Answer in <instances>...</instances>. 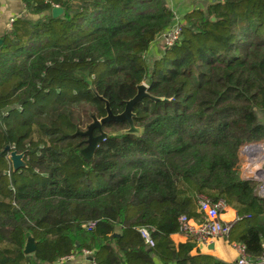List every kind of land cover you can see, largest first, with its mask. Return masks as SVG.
<instances>
[{"label": "trees", "instance_id": "1", "mask_svg": "<svg viewBox=\"0 0 264 264\" xmlns=\"http://www.w3.org/2000/svg\"><path fill=\"white\" fill-rule=\"evenodd\" d=\"M21 2L0 35V264L84 252L92 264H229L171 239L181 215L203 220L200 196L244 217L230 241L258 255L264 199L241 179L239 150L264 138V0H201L178 22L166 0ZM175 25L178 39L150 61ZM140 83L163 98L134 104L140 134L120 133L126 121L94 127L106 136L84 159L81 133L105 101L121 113ZM10 151L24 168L12 170Z\"/></svg>", "mask_w": 264, "mask_h": 264}, {"label": "built area", "instance_id": "2", "mask_svg": "<svg viewBox=\"0 0 264 264\" xmlns=\"http://www.w3.org/2000/svg\"><path fill=\"white\" fill-rule=\"evenodd\" d=\"M13 20L10 19V22ZM179 36V27L175 25L169 33L165 35V44L172 45ZM240 177L243 180L255 184V195L264 199V138L244 142L240 146ZM223 201L212 202L204 196L198 200V210L203 216L199 223L181 215L178 218V231L186 238L193 239L197 244L206 245L214 238H227L233 226L244 217L236 215L233 219L225 221L220 215L226 209ZM145 241L152 245L153 242L147 228L139 229ZM229 246L234 249L237 256L235 264H264V239L261 241V252L258 255L251 254L245 244L229 242ZM72 256L67 257L70 259Z\"/></svg>", "mask_w": 264, "mask_h": 264}, {"label": "crops", "instance_id": "3", "mask_svg": "<svg viewBox=\"0 0 264 264\" xmlns=\"http://www.w3.org/2000/svg\"><path fill=\"white\" fill-rule=\"evenodd\" d=\"M170 7H172L174 14L180 19L185 13L197 7L201 0H166ZM24 12L21 0H0V35L4 32L6 27L9 25L10 19L22 14ZM159 38L152 44L150 49L156 50L158 48ZM236 212L230 208L226 207L224 212L221 213V219L228 221L236 216ZM236 223L234 226H239ZM233 229L227 238H214L206 245L197 244L194 247L193 253H201L206 255H211L219 261L225 263H235L236 252L229 246L230 237L233 236ZM171 239L175 244L183 243L186 241V237L179 233H174L171 235ZM70 264H92L91 259L84 255H75L70 259ZM157 264H161L157 261Z\"/></svg>", "mask_w": 264, "mask_h": 264}, {"label": "water", "instance_id": "4", "mask_svg": "<svg viewBox=\"0 0 264 264\" xmlns=\"http://www.w3.org/2000/svg\"><path fill=\"white\" fill-rule=\"evenodd\" d=\"M62 11L63 9L61 7L55 6L51 9V14L54 17H56L59 16L62 13ZM0 43H1V39H0ZM136 88H137L136 94L125 102L124 110L121 113L113 114L109 108L108 103L105 101L106 115L98 120L95 119L93 123L88 126L87 130L81 133L84 136L85 135L88 136L87 145L84 148L80 149V154L84 159L89 160L91 158L93 152L95 151L99 143L106 136L104 132H101L98 136L93 137L91 135V131L94 127H100L102 124L110 121H116V122L126 121L128 123V128L121 130L120 133L137 134V135L140 134L142 129L140 127H136L132 120V118L134 117V113L132 112L134 104L141 101L144 97H147L154 101L162 100L163 98L154 97L148 94V92L146 91L147 85H145L144 83L138 84ZM5 150H7V147H5ZM23 157H24L23 153H17L16 151H10L8 153V160L10 162L13 171H17L26 166ZM35 249H36V241L29 232H26V239L23 247V253L31 254L35 251Z\"/></svg>", "mask_w": 264, "mask_h": 264}, {"label": "rangeland", "instance_id": "5", "mask_svg": "<svg viewBox=\"0 0 264 264\" xmlns=\"http://www.w3.org/2000/svg\"><path fill=\"white\" fill-rule=\"evenodd\" d=\"M200 3H201V1H199ZM199 3V4H200ZM175 21L176 22H178L179 20H180V18L178 17V16H176L175 15ZM171 30V29H170ZM169 33V31H166V32H164L160 37H159V41H158V48L156 49V50H153V49H151V51L149 52V54H148V59L150 60V61H153L154 59H157V58H159L161 55H162V48H163V46H165L166 44H165V42H164V40H165V35L166 34H168ZM145 84V83H144ZM146 85V84H145ZM89 254V252H84L83 253V255L84 256H87ZM71 259V258H70ZM70 259H68V260H70Z\"/></svg>", "mask_w": 264, "mask_h": 264}]
</instances>
